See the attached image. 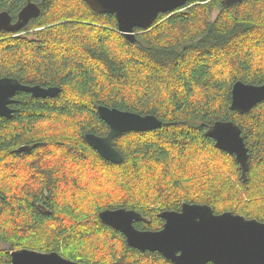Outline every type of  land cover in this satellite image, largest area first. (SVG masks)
<instances>
[{"label": "trees", "instance_id": "16d2710c", "mask_svg": "<svg viewBox=\"0 0 264 264\" xmlns=\"http://www.w3.org/2000/svg\"><path fill=\"white\" fill-rule=\"evenodd\" d=\"M28 1L0 0V12L16 21ZM32 1L37 17L0 30V76L60 92L19 91L12 117L0 115V264L24 247L89 264H174L129 245L101 220L107 208L141 212L142 230L185 202L264 221V100L245 113L231 106L235 82L264 83V0L188 2L134 40L86 0ZM99 105L162 124L115 137L114 163L86 140L109 131ZM228 120L248 148L246 170L207 135Z\"/></svg>", "mask_w": 264, "mask_h": 264}, {"label": "water", "instance_id": "95a60500", "mask_svg": "<svg viewBox=\"0 0 264 264\" xmlns=\"http://www.w3.org/2000/svg\"><path fill=\"white\" fill-rule=\"evenodd\" d=\"M93 7L114 14L118 27L125 36L134 40L137 29L151 28L161 13H173L188 2L206 0H88ZM244 0H222L226 6ZM40 13V6L29 1L20 11L18 20L12 23L7 11L0 12V30L20 31L31 18ZM19 91L30 92L35 97L55 96L57 86L30 85L18 78L0 76V115L12 117L15 96ZM264 100V83L252 84L241 80L232 88V108L241 113L251 110ZM101 118L108 124L106 135L87 133V142L102 157L120 163L123 156L113 145L115 137L127 131L151 130L162 124L154 114H140L116 107L99 105ZM227 135H223L224 132ZM215 140L217 148L233 153L243 170L248 167L249 153L241 129L233 121H218L207 132ZM24 145L21 149L29 150ZM101 220L121 231L129 245L141 251L160 252L174 264H264V221L247 218L231 211L215 213L207 203H183L180 210H164L159 216L163 227L142 230L135 222L148 221L139 211L126 207L107 208L100 212ZM8 264H89L65 257L57 251H38L15 248L10 251Z\"/></svg>", "mask_w": 264, "mask_h": 264}, {"label": "rangeland", "instance_id": "374dc122", "mask_svg": "<svg viewBox=\"0 0 264 264\" xmlns=\"http://www.w3.org/2000/svg\"><path fill=\"white\" fill-rule=\"evenodd\" d=\"M0 248H7L8 249L9 245H6V244H3V243L0 242Z\"/></svg>", "mask_w": 264, "mask_h": 264}, {"label": "flooded vegetation", "instance_id": "af4514ba", "mask_svg": "<svg viewBox=\"0 0 264 264\" xmlns=\"http://www.w3.org/2000/svg\"><path fill=\"white\" fill-rule=\"evenodd\" d=\"M29 1H32V0H29ZM29 1H28V2H29ZM28 2H27V3H28ZM33 2H35V1H33ZM27 3H26V4H27ZM35 3H37V2H35ZM26 4H25V5H26ZM21 10H22V9H21ZM19 13H20V12H19ZM18 15H19V14H18ZM12 20H13V18H12ZM17 20H18V18H17ZM17 20H16V21H12V23L17 22ZM26 25H27V24H26ZM26 25H25V26H26ZM23 28H24V27H23ZM17 32H18V31H17Z\"/></svg>", "mask_w": 264, "mask_h": 264}, {"label": "bare ground", "instance_id": "6f19581e", "mask_svg": "<svg viewBox=\"0 0 264 264\" xmlns=\"http://www.w3.org/2000/svg\"><path fill=\"white\" fill-rule=\"evenodd\" d=\"M91 6H94V5H92L88 0H86ZM129 209H133V208H129ZM136 223V222H135ZM77 261V260H76ZM80 262H82V261H80Z\"/></svg>", "mask_w": 264, "mask_h": 264}, {"label": "snow or ice", "instance_id": "6c2138e0", "mask_svg": "<svg viewBox=\"0 0 264 264\" xmlns=\"http://www.w3.org/2000/svg\"><path fill=\"white\" fill-rule=\"evenodd\" d=\"M223 135H227V132L225 131V132L223 133Z\"/></svg>", "mask_w": 264, "mask_h": 264}]
</instances>
